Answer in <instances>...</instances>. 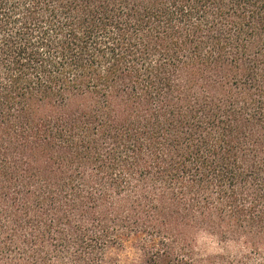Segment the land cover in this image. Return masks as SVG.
Instances as JSON below:
<instances>
[{
    "label": "trees",
    "instance_id": "16d2710c",
    "mask_svg": "<svg viewBox=\"0 0 264 264\" xmlns=\"http://www.w3.org/2000/svg\"><path fill=\"white\" fill-rule=\"evenodd\" d=\"M264 264V0H0V264Z\"/></svg>",
    "mask_w": 264,
    "mask_h": 264
},
{
    "label": "rangeland",
    "instance_id": "374dc122",
    "mask_svg": "<svg viewBox=\"0 0 264 264\" xmlns=\"http://www.w3.org/2000/svg\"><path fill=\"white\" fill-rule=\"evenodd\" d=\"M144 257L134 240L125 242L108 250L105 264H143Z\"/></svg>",
    "mask_w": 264,
    "mask_h": 264
}]
</instances>
